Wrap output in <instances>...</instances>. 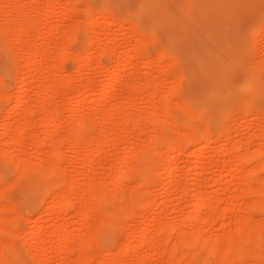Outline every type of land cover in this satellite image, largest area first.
Segmentation results:
<instances>
[{
  "label": "rangeland",
  "instance_id": "1",
  "mask_svg": "<svg viewBox=\"0 0 264 264\" xmlns=\"http://www.w3.org/2000/svg\"><path fill=\"white\" fill-rule=\"evenodd\" d=\"M93 1L95 2L93 3ZM248 1L109 0L102 7L99 5L100 0H80L78 6L81 11L87 3L89 6L93 5V17L102 26L99 33L101 39H96L98 37L97 26L93 27L92 32L88 31V34L81 28L79 31H75L82 25L84 13H78L79 17L76 13L66 15L65 12L69 8L66 0H59L56 7H52L53 10L50 7L52 0H0V23L13 26L18 18L23 19L24 17L21 16H26V19L34 26L32 30L27 28L28 34H23V36L21 34L17 38L15 37L17 36L15 35L17 33L16 24L15 29L11 27L13 30L9 31L10 33H0V65L7 64L11 73L8 78H3L0 72V90L3 89V82H5L10 94L9 100H0V177L2 178L0 190L1 187H9L11 183L17 182L13 183L14 186H10L12 188H7V196L0 198V226L3 227H0V230L8 231V234L1 233L3 230L0 231V264L4 262V259L9 260L10 264H80V258H83L85 254L86 264H172L170 262L173 259L171 248L174 249L177 242L179 247L175 248L178 250L175 252L180 256V258L177 256L178 260L181 262L182 257L181 264H185L186 261L189 264L191 257L189 258L186 253L190 250L191 252L201 251L202 244L205 247L211 242L215 246L217 245L216 247L222 248H219L221 252H226L223 250L224 244L233 245L235 250V247L239 246L240 248L249 243L252 233L248 234L249 232L245 230L249 219V227L254 224L253 226H257L260 233L259 237L255 238H259L257 240L260 245L264 246V206H261L264 205V201L259 199L257 193L261 188H259L261 185L259 181L264 183V168L257 173L258 168L254 169L258 163L255 154L260 148L264 149V97L257 98L260 91L252 86L253 72L251 69L253 65L256 67L255 64L259 66L261 60L264 62V0H257L251 6L247 5ZM18 4L22 5L21 11L19 9L22 14H18ZM18 7L20 8V6ZM218 7H225V11L222 12L223 22L221 24H217L215 16L213 17V12ZM101 9L111 12V18H101L98 13ZM136 12L137 14H135ZM172 14L181 19V22L175 25V34L179 39L172 44L173 46L167 47V38L162 27L166 26L167 29L171 27L169 24L166 25L164 19L167 15ZM122 17L125 20L121 23L119 20ZM131 22L132 24L133 22L140 24L143 22L142 26H144V22H149L151 28L146 33L155 38V45L147 43V47L141 48L142 56L135 64H131L127 60L140 39L139 34L132 33ZM184 22L187 23L183 25ZM153 26L156 27L153 28ZM11 33L14 34L11 35ZM207 36H210L211 39L209 40ZM92 39L97 41L92 43L88 52L94 58H91L88 63H83L82 66L76 57L78 53L83 52L82 43ZM226 44L228 46L226 52L230 56L225 53L221 54L217 50L220 49V46L224 48L223 45L226 46ZM43 45L49 49L51 54L49 52V57L47 56L41 61L42 66L33 68L32 62H35L36 56L24 57V48L30 46V48L38 49ZM105 45L109 49L102 56L100 47ZM214 48L217 51L215 52L216 56H212L214 50L212 54L208 50ZM159 50L165 54V57L156 59L155 57L160 53ZM18 55L19 59H17ZM118 55L122 56L121 67L124 68L121 77H123L116 84L114 91L110 93L108 91L109 79L120 69L114 58V56L117 58ZM232 55L233 57L235 55L237 62L231 63ZM145 56H151L153 61L146 63ZM59 57L60 59L65 57L66 61L64 58L60 61ZM170 57L176 59L172 65L169 60L167 61ZM19 60L22 61V66ZM59 61L63 62V65ZM235 64L242 68L247 67L249 71L248 76L237 84L231 80L234 71H236ZM77 67H80L79 71H77ZM173 75L181 78V84L177 85L180 82H177L178 78ZM23 77H27L29 93L22 99L19 97V90ZM250 79L251 81H249ZM153 86H158L157 93L152 97L154 100L148 96L149 92L152 94L150 90L153 89ZM46 94L52 95V98L48 99L50 103L47 101L49 104H44L42 101L43 99L44 102L46 101ZM165 94H167V98L168 95H171L169 96L171 100L165 101L163 97ZM160 98H164V100L161 99L158 103ZM175 98L181 101L191 98L195 103V112H198L199 107L205 109V118L193 128L182 129L185 122L184 109H179L181 107L178 106L176 108V105H173L177 102ZM24 101H26L25 104ZM250 103H255V106L248 107ZM156 105L160 106L159 111H163L164 106L168 109L172 108L179 116V123L183 122L181 128L174 129L173 123L170 122V125L167 122L163 131L155 129V121L158 119L164 121L166 117L163 112L164 117L161 116V112L157 115ZM13 106L16 107L10 110ZM233 107H236L235 110ZM53 108H55V114L51 119L50 112ZM100 109H103L104 112H100ZM115 109L116 111H114ZM236 110L239 113L238 111L236 113ZM255 111L263 116H258ZM26 114L30 120L26 132L28 135L24 137L22 144L18 145L17 130L14 131V129L18 128L17 126H26V123L22 122ZM111 114L113 119L110 117ZM125 114L130 116L127 124L121 122ZM79 117L80 121H83L82 118H86L92 123L91 133L94 131V133L100 134L102 143L98 153L94 154V149L97 146L95 141L91 144L88 143L87 146H85L86 143H83L84 146L79 144L76 151L70 148L68 140L71 137L70 130H73L71 125H74V120ZM196 118L193 119L194 124L197 121ZM77 122L75 127L80 126H77ZM105 122L107 123L105 124ZM113 122L116 123L114 130ZM103 123L106 128H102ZM96 126L98 127L96 128ZM204 127L210 128L214 132L211 130V134L202 141L191 144L181 143L179 146L184 149V154H176L177 150H167L171 134L177 135L176 132L182 130L180 134L177 133L179 137L183 138L187 132H192V130L199 134ZM8 128L13 129L11 138L6 135ZM224 131L228 133L225 134ZM90 132L88 134L92 135ZM163 132L166 136L165 143L160 147L159 154L161 156L158 154L159 158L156 157V154L150 156V161L153 162L154 159V162L156 160L158 163L154 167V172L157 170V173L152 174L154 183L151 180V185H148L145 195L144 192L142 193L143 199H145L140 200L145 203H141L140 207L143 208H139L140 212L137 210L138 213L135 215L131 213V215L125 214V216L123 214L124 218H121L124 221L116 222L118 223L117 227L107 235H111V239L114 238L111 247H108L103 240L100 242L95 240L99 242L96 245L97 248L95 244V247L91 244V246L85 247L86 240L91 238L90 236L97 230L96 227H99L100 223L97 225L96 223L99 221L81 223L82 216L79 207L82 204L90 203L89 206H92L90 208H92L95 217L109 213L108 209L111 210L109 206L112 201L109 205L102 204L101 206H96L97 202L93 203L96 201L94 194L98 187L108 191L110 196L111 191L109 190L117 188L116 190L119 189L122 196L123 194L126 197L131 195L129 198L131 201L132 189L138 188V185L136 186L139 183L138 175L136 177V173L133 172L134 178L131 175L127 177L133 179L120 180L118 177H124L118 172L127 167H124L123 163H133L139 167L141 160L138 159L139 163L135 154H128L130 148L132 146L141 148L153 146V138L156 137V141L159 137H157L158 133L162 135ZM221 133L225 135H221ZM67 135L70 137L65 140ZM39 137L45 138L46 142L40 144ZM62 140L69 143H64L61 146L63 152L59 160L62 171L61 179H58L60 183L56 182L57 185L54 183L55 180L50 182L51 185L46 189L48 195L42 194L39 185L33 181L35 173L18 176L15 162L16 160H25L34 164L40 160L46 162L44 165L49 167L53 164L52 161L54 163L56 161L50 157L52 150L57 147L56 145H59L55 143L59 141L62 143ZM206 142L210 146L201 152V144ZM39 148L44 151L40 158L37 157ZM5 152L9 156H4ZM169 155L175 156V162L172 165L174 171L171 174L167 173L170 168L169 160H167ZM241 155L249 156L251 159L242 165L239 159L242 157ZM253 157L256 160L252 159ZM131 167L134 168L133 165ZM234 170L238 171V174L232 176L233 172L231 171ZM245 172L251 173L255 183L257 185L259 183V186H256L257 189L251 175L248 179L253 181L254 189L248 188L251 184H248L247 177L246 179L243 177ZM73 175L76 176V185L67 196L72 204H68L70 206H66L65 209L55 208L54 202L59 199L57 198L59 187L63 188V185L66 188ZM89 183L91 187L88 186ZM244 188H246L245 192L247 189L250 190H248L250 195L247 192L249 196H242ZM252 191L256 193L251 195ZM119 192L113 194L122 200L121 194L118 195ZM136 194L139 195V192L134 195L136 196ZM114 195L112 197L115 198ZM199 201L206 202L207 205L197 210ZM128 213L130 214V212ZM2 217L10 218V224L6 220L7 223H5ZM157 219H161L162 225L160 223L157 227H152L149 230L144 229L147 224H151ZM7 227L10 229L6 230ZM164 229H168L165 237L162 234ZM61 232H65L69 240H67L66 246L60 249ZM153 235L158 243V248L152 251L148 242ZM129 236L133 237L128 244L130 250L126 254L119 252L122 245L127 243ZM197 237L201 242V245H197L200 246L199 250L197 246H194L199 241H189V239ZM182 239H185V244H179V241H183ZM142 240L144 243L136 251L135 247ZM187 241L191 245H188ZM186 243L188 247H186ZM224 249L226 250V248ZM7 250L8 252H6ZM109 250L114 251V255H118V257L122 254L119 257L122 260L115 262L113 254L108 253ZM253 250L255 251L254 256L249 255L248 259H245V255H242V258L234 259V254L232 255L230 252L231 256H229L230 253L227 254L228 258H231L228 263L224 262L227 261V256L224 260L222 257L221 260L215 257L211 261H214L212 264H264V247L261 246ZM205 251H201V253L206 255ZM242 254L244 253L242 252ZM202 261V264L205 263L204 260Z\"/></svg>",
  "mask_w": 264,
  "mask_h": 264
},
{
  "label": "bare ground",
  "instance_id": "2",
  "mask_svg": "<svg viewBox=\"0 0 264 264\" xmlns=\"http://www.w3.org/2000/svg\"><path fill=\"white\" fill-rule=\"evenodd\" d=\"M67 1V3L69 4V8L66 10V15H70V14H77L78 15V13H84L83 15H84V17H82V18H84V19H82V25L79 27V26H76V27H79L78 28V30H75V31H79L80 30V28H81V30L83 31V32H87V34H88V31L90 32L91 30H93V27L94 26H97L98 28H96V29H98V33H96V34H98V37L96 38V39H99L100 38V31L102 30V26H101V24L100 23H98L97 22V19L96 18H94L93 17V11H94V7H93V5L92 6H89L88 5V3H87V5H85V7L82 9L83 11H81L80 9V7L78 6L79 4H80V0H66ZM95 1H93V3H94ZM109 2V0H100V2H99V5L100 6H102V7H104L107 3ZM257 2V0H249L248 1V6H251V5H253V4H255ZM59 3V0H52V2H51V8L52 7H56L55 5H57ZM187 3H189V2H187ZM190 4V3H189ZM191 5H192V3H191ZM193 5H194V3H193ZM18 6H20V8L18 7ZM21 7H22V5H20V4H18L17 5V8H18V14H22V13H20L19 12V9H20V11H21ZM87 7V8H86ZM226 7V6H225ZM225 7H222V8H220V7H218V9L216 10V8H215V10H214V12H213V17L215 16V22L217 23V24H221L222 22H223V18H222V15H223V11H225ZM80 8V9H79ZM54 8H52L51 10H53ZM85 9V10H84ZM205 11V10H204ZM144 12V11H143ZM184 12V11H183ZM80 13V14H81ZM96 13V12H95ZM99 14H100V17L101 18H104V19H106L107 17L109 18H111V12L109 13V12H107V11H105V10H99V12H98ZM97 13V14H98ZM49 14V13H48ZM47 14V15H48ZM135 14H137V12L135 13ZM21 16V15H20ZM80 15H78L77 17H79ZM95 16V15H94ZM113 16V15H112ZM21 17H24L23 19L22 18H18V20H21V21H16V29H15V24L13 25V26H7V24L6 23H0V33H4V32H8V33H10L13 29H11V27L12 28H14L16 31H17V33L15 34V35H17V36H15L16 38L18 37V36H20L21 34V36H23V34L25 35V34H28L27 33V31L28 30H32V28H34V26L32 25V23L28 20V19H26L27 17L26 16H21ZM26 19V20H25ZM125 20V18L124 17H122L119 21L121 22H123ZM140 21V20H139ZM19 22V23H18ZM83 22H84V24H83ZM121 22V23H122ZM141 22V21H140ZM164 22L166 23V25L167 24H169V25H171V27L169 28V29H167L166 28V26H164V27H162L163 28V30H164V32H165V37L167 38L166 39V46L167 47H169V46H171L172 44H174V43H176L177 41H178V39H179V37L178 36H176V34H175V25L177 24V23H180L181 22V19L179 18V17H177L176 15H174V14H172V15H167L166 17H165V19H164ZM18 23V24H17ZM31 23V24H30ZM143 23V22H142ZM141 23V24H142ZM187 22H184L183 23V25L184 24H186ZM131 24H132V22H131ZM140 23H136V22H133V24H132V33H136V35H138L139 36V40H138V47L136 46V48L132 51V53L129 55V59L127 58V60H129V63H131V64H135V62L137 61V60H139L140 58H141V56H142V53H141V48H145V47H147L148 45H146L147 43H151V44H153V45H155V38H153V37H151L152 35H148L147 33H146V31L147 30H149L150 28H151V24L149 23V22H144V26H142ZM156 26H153V28H155ZM27 28H28V30H27ZM38 29V28H37ZM37 29H35V30H37ZM27 30V31H26ZM34 30V31H35ZM10 31V32H9ZM24 31H26L25 33H23ZM38 31V30H37ZM152 31H153V29H152ZM29 32V31H28ZM92 32V31H91ZM78 33V32H77ZM14 34V33H13ZM12 33H11V35H13ZM90 34V33H89ZM7 35V34H6ZM8 36V35H7ZM10 36V35H9ZM14 37V38H15ZM26 37V36H25ZM24 37V38H25ZM75 37V36H74ZM208 37V39L210 40L211 38H210V36H207ZM7 38H10V37H7ZM16 38H15V40H16ZM77 38V37H76ZM75 38V39H76ZM13 39V38H12ZM101 39V38H100ZM14 40V39H13ZM18 40V39H17ZM26 41L25 42H27V39H25ZM82 40V39H81ZM8 41V40H7ZM94 41H97V40H94ZM93 41V39L92 40H86L84 43H82L83 44V52L81 53L80 52V54L78 53V55H77V61H78V63L80 62V64L83 66V63H88V61L92 58H94V57H92L91 55V53L90 52H88L89 50H90V47L92 46V43L94 42ZM9 42V41H8ZM47 46V45H46ZM107 45H105V46H101L100 47V53L102 54V56H103V54H106L107 52H108V49H109V47L107 48L106 47ZM173 46V45H172ZM224 46V48L222 47L221 48V46H220V49H217L218 50V52H221V54H227V49H228V46H227V44H226V46L225 45H223ZM240 46V45H239ZM11 47V46H10ZM13 47V46H12ZM50 48V47H49ZM25 56L24 57H26V58H32L31 56H36V60H35V62H32L33 64H32V67L33 68H37V67H39V65H41L42 66V60L44 59V58H46L47 56H48V54H49V49L47 48V47H44V45H43V47H41L40 46V48H34L33 49V47L32 48H30V46L29 47H26L25 46ZM215 49L216 48H214V49H208L210 52V54H212V52H213V50H214V52H213V54H212V56H216V54L217 53H215V52H217V51H215ZM223 49V50H222ZM13 50H14V48H13ZM219 50H222V51H219ZM52 51V50H51ZM229 51V50H228ZM14 52H15V50H14ZM106 52V53H105ZM159 52H160V50H159ZM18 53V52H17ZM90 53V54H89ZM50 54H51V52H50ZM62 55V54H61ZM227 55H229V54H227ZM63 56H65V55H63ZM230 56V55H229ZM228 56V57H229ZM24 57H22L23 59H25ZM38 57V58H37ZM49 57V56H48ZM163 57H165V54H163V53H159V55L158 56H156L155 58L156 59H161V58H163ZM232 57H233V55H232ZM17 58V57H16ZM20 57H19V55H18V58L17 59H19ZM63 58L65 59V57H61V59H60V57H59V59H60V61H62L63 60ZM114 58H115V63H116V65H119L120 66V69H119V72L118 73H116L114 76H112L110 79H109V82H108V84H109V92L111 93L112 91H114V88H115V86H116V84L121 80V78L123 77H121V72H122V69L124 68H122L121 67V61H122V56H120V55H118L117 56V58L114 56ZM143 58V57H142ZM23 59H20V60H22L23 61ZM58 59V60H59ZM153 59V58H152ZM151 59V56H145L144 57V61L146 62V63H150V61H153ZM19 60V63H21L22 61H20ZM169 60V63L172 65V63H174L175 62V60L176 59H174V58H171L170 57V59L168 58L167 59V61ZM34 61V60H33ZM59 61V62H60ZM65 61H66V59H65ZM114 61V60H113ZM231 63H235V62H237V58L235 57V55H234V57L233 58H231ZM239 61V60H238ZM262 61V62H261ZM260 62L261 63H259L260 65L258 66V64H255L256 65V67H254V65H253V67L251 68L252 69V74H253V78H252V86H254L257 90H259L260 91V95L257 97L258 99H261V98H263L264 97V62H263V60H261ZM77 63V62H76ZM78 63L76 64V65H78ZM115 63H114V65H115ZM60 64L61 65H63V62H60ZM18 65H20V64H18ZM23 64L21 63V66H22ZM80 65V66H81ZM12 66H13V64H12ZM15 66V65H14ZM241 66V65H240ZM258 66V67H257ZM20 67V66H19ZM172 67V66H171ZM18 68V67H17ZM80 69V67H77L76 69ZM79 69L77 70V71H79ZM235 69H236V71H234V73H233V76H232V78H231V80H232V82L233 83H235V84H237V83H240V82H242L247 76H248V69H247V67H243L242 68V66L241 67H239L238 66V64H235ZM171 71V70H170ZM0 72H1V76L3 77V78H8L9 76H10V72H9V66L7 65V64H2V65H0ZM78 73H80V72H78ZM231 73V72H230ZM122 75H123V73H122ZM179 75V74H178ZM174 76V75H173ZM172 76V77H173ZM182 76V75H181ZM174 77H176V78H178L177 76H174ZM179 77H180V75H179ZM174 80H175V78H173ZM181 79V78H180ZM179 78H178V80H176L177 82H180L181 80H180ZM249 81H251V79L249 80ZM1 82V81H0ZM176 82V83H177ZM232 83V84H233ZM179 84H181V82L180 83H178L177 85H179ZM153 85H155V84H153ZM7 84L5 83V82H3V89L2 90H0V100H3V99H5V101L6 100H9L10 99V94H9V91H8V88H7ZM152 86V85H151ZM176 86V85H175ZM46 88H48L47 86H46ZM153 89H151L150 91L152 92V94L149 92V95L148 96H151L150 98L152 99V97L157 93V89H158V86L156 87V86H153L152 87ZM173 89H174V87H173ZM153 90V91H152ZM172 90V89H171ZM177 90V89H176ZM28 93H29V89H28V87H27V77H23L22 78V83H21V85H20V90H19V97L20 98H24L25 96H27L28 95ZM171 93V92H170ZM51 94V93H50ZM167 94H165V96H166ZM164 95H163V97L165 98V101L168 99V101H169V99L171 100V97L169 98V96H171V95H168V98H167V96L165 97ZM162 97V96H161ZM173 97V96H172ZM227 97V96H226ZM50 98H52V95L51 96H48L47 94H46V96H45V102H44V99L42 100L43 101V103L44 104H49L50 102L48 101V99H50ZM164 98L162 99V98H160V99H158V103H159V100H164ZM215 98H216V96H215ZM176 100H177V98H175ZM217 99V98H216ZM152 100H154V99H152ZM173 100V99H172ZM222 100V99H221ZM41 101V102H42ZM49 103H48V102ZM157 101V100H156ZM180 101V102H179ZM211 101V100H210ZM258 101V100H257ZM25 102L26 101H24L23 103L25 104ZM164 102V101H163ZM171 102H173V101H171ZM174 102H175V100H174ZM209 102V101H208ZM158 103H156V104H158ZM43 104V105H44ZM161 104H163V103H161ZM176 105V108H178V107H181V108H179V109H184V111H183V118L185 119V122H184V128H182V129H185V128H187V127H189V128H193V127H195V126H197V124H198V122L199 121H201L202 119H204L205 118V116H206V112H205V109L203 108V107H199V109L197 110L198 112H195L196 111V107H195V103H194V100H192L191 98L190 99H188V100H186V101H181V100H177V102L176 103H173V105ZM179 104V105H178ZM255 104V103H254ZM254 104H252V103H250V105L248 106V107H250V108H252L253 106H255ZM164 105V104H163ZM181 105V106H180ZM247 105V104H246ZM155 106V105H154ZM168 106V105H167ZM178 106V107H177ZM16 106H13L10 110H13L14 108H15ZM169 107V106H168ZM173 107V106H172ZM183 107V108H182ZM165 108H167V107H163V111H159L160 110V106L158 107V105H156V113H157V115H159V113L161 112V114H162V112L164 113V115L166 114V117H165V119H164V121H163V119L162 120H160V119H158V120H154L155 121V129H159V131L161 130V131H163L164 129H165V127H166V125L167 124H170L171 125V123H173L172 124V126L174 127V129H176V128H178L179 127V129L181 128L180 126H182L181 124L183 123H179V116L177 115V113H175L174 112V110H172V108L170 109V107H169V109L167 108V109H165ZM207 108V107H206ZM234 108V110H235V108L236 107H233ZM159 109V110H158ZM174 109V108H173ZM247 109V108H246ZM101 111L100 112H104L103 111V109H100ZM154 110V111H155ZM162 110V109H161ZM238 110H240V109H238ZM238 110H236V113H237V111ZM248 110V109H247ZM55 108H53L52 109V111L50 112V118L52 119V117L54 116V114H55ZM114 111H116V109L114 110ZM208 111V110H207ZM257 112L258 111H255V113L257 114ZM238 113H239V111H238ZM160 114V115H161ZM234 114V113H233ZM164 115L162 114L161 116H163L164 117ZM196 115V116H195ZM238 115V114H237ZM258 116L260 115L261 117L263 116V114H257ZM233 116V115H232ZM235 116V115H234ZM28 116H27V114H26V116H24V120L22 121L23 122V124L24 123H26V126L25 125H22V126H17L18 128H16L15 127V129H14V131L15 130H17V133H16V135H17V144L18 145H21L22 144V141L25 139L24 137H26L28 134L26 133L27 132V126H29L30 125V120H29V118H27ZM110 117H112V114H111V116ZM150 117H152V116H150ZM149 117V118H150ZM162 117V118H163ZM194 117H197L196 119H197V121H196V123L194 124V122H193V119H194ZM143 118H148V117H143ZM142 118V119H143ZM77 119V118H76ZM80 119V117L77 119V120H74L75 122H74V125H71V128L73 129L72 131L70 130V133L69 134H71V137L69 136V135H67L64 139L65 140H68L67 138H69V140L68 141H70V148H72L74 151H76V147H79L80 145L79 144H82L83 145V143L85 144L86 143V145L85 146H87L88 145V143L89 144H91V143H93L94 141H95V143H96V148L94 149V154L95 153H98L99 151H100V145H101V143H102V139H101V137H100V134H98L97 132V134L99 135H97L96 133H94V131L91 133L90 132V129H91V125H92V123H90L88 120H86V118H82L83 119V121H80L79 120ZM81 119V120H82ZM112 119H113V117H112ZM141 119V118H140ZM153 119V118H152ZM50 120V119H49ZM79 120V121H78ZM129 120H130V116L128 115V114H125L124 116H123V118H122V120H121V122L122 123H124V124H127L128 122H129ZM167 120V121H166ZM169 120V121H168ZM25 121V122H24ZM79 123H78V122ZM166 121V122H165ZM77 122V126H79V127H75V123ZM168 122V123H167ZM171 122V123H170ZM229 122V121H228ZM21 123V122H20ZM107 122H105V124H106ZM114 123V125L113 126H115V127H113V130L116 128V123L115 122H113ZM167 123V124H166ZM95 124H97V123H95ZM200 124V123H199ZM229 124V123H228ZM73 126V127H72ZM95 126V125H94ZM100 126H101V124H100ZM99 126V127H100ZM103 126V127H102ZM102 128H106V126H104V123L102 124ZM208 126V125H207ZM10 127V126H9ZM98 126H96V128H97ZM209 127V126H208ZM213 127V126H212ZM211 127V128H212ZM80 130V128H81V130L79 131L78 129ZM206 128V129H205ZM78 130V131H76V130ZM100 129V128H99ZM171 129H173V128H171ZM173 129V130H174ZM12 130L13 129H11V128H8L7 129V132H6V135H7V137H10L11 136V134H12ZM102 131H103V129H101ZM186 130V129H185ZM192 130V129H191ZM212 130V129H211ZM211 130H210V128H207V127H204V129L203 130H201V132L198 134V133H196L195 131H193L192 130V132H187L186 134H185V136H183V138H181V137H179L178 136V133L177 132H179V134L182 132V130H178L177 132H176V134L177 135H173V134H171V137H170V139L168 140L169 141V143L167 144V147H168V151H175V150H177V153L176 154H184L185 153V151H184V149L181 147V146H179V145H181V143H183V144H191V143H195V142H198V141H202L204 138H207V136L209 135V134H211ZM227 130V129H226ZM13 131V132H14ZM76 131V132H75ZM101 131V134L103 133ZM172 131V130H171ZM175 131V130H174ZM181 131V132H180ZM213 131V130H212ZM229 131V130H228ZM79 134H78V133ZM90 132V134H92V135H89L88 133ZM214 132V131H213ZM76 133V134H75ZM94 133V134H93ZM161 133V132H160ZM160 133H158V135H157V137L159 138H157L156 139V141H155V138L156 137H154L153 139V142H152V144H153V146H150V147H131L130 148V150L128 151V154H135L136 155V157H138V158H136L137 159V161H138V159L139 160H141V163H142V165H141V163H140V161H138L140 164H139V167L137 166V165H134L133 163L131 164H125V163H123V166L125 167V166H127V167H125V168H123V169H125V170H120L121 172H118V173H120V175L122 176V177H124V178H119L118 177V179H120V180H125V179H133L134 177L132 176V174H133V172H134V174L136 173V177H137V175H138V184H136V186L138 185V188H140V189H138L137 187H135L134 189H132V192H131V194L133 195L132 197H131V201H130V196L127 198L126 197V195L125 194H123V196H122V194L118 191V190H116L117 188H115V189H113V190H116L115 192H116V194H117V192H119L118 193V195H120L121 194V199L122 200H119L118 198H117V196L116 195H114L113 193H115V192H113V190H109V191H111V196H110V193H108V191H105V189H103V188H100V187H98V188H96L94 191L96 192L95 194H94V199L96 200V201H94V199H92L94 202L93 203H95V202H97V203H95V204H98V205H96V206H101L102 204H106V205H109L110 203H111V201H112V204L109 206V208H111V210L109 211V209H108V214L107 213H105L106 215H101L100 217L98 216L97 217V215H96V217H95V215L92 213V208H90V206H89V204L90 203H88V204H82L79 208H81L80 209V211H81V216H82V218H81V220H82V222L81 223H83V224H87V223H92V222H97V221H99L98 223H96V225L97 224H99L98 226L99 227H96V229L97 230H95L94 231V233H96V234H94L93 233V235H91L90 237L91 238H88L87 240H86V244H84V246L85 247H88V246H91V245H93L94 246V244H95V246L97 245V243H99L100 241H105L106 242V245L108 246V247H111L112 245H113V243H114V241H113V239L114 238H112L111 239V235H109V236H107L108 235V233L109 232H113V230L117 227V224L118 223H116L118 220H121V221H124V220H122V218H124V215L126 214H128V215H131V213L133 214V215H135L136 213H138V212H140V210H138L139 208L141 209V208H143V207H140V205H141V203H142V201L140 200V199H143V192H144V195H145V191L146 190H148V185H151L150 183H151V180H152V174L153 173H155L154 172V167H156V164H158L157 163V161L155 160V162H154V159H153V162H152V160L150 161V156H152V155H155L156 154V157H158V155H160L159 153H160V147H161V145H163V143H165V134H164V132H163V134L162 135H159ZM224 133L226 134V133H228V132H225L224 131ZM224 133H221V135L222 134H224ZM224 134V135H225ZM95 135V136H94ZM218 135H220L219 133H218ZM156 136V135H155ZM182 136V135H181ZM168 137V136H167ZM11 138V137H10ZM40 138V137H39ZM85 139V140H84ZM10 140V139H9ZM8 140V141H9ZM39 140V143L40 144H43V143H45L46 141V139L45 138H40V139H38ZM64 140V141H65ZM72 140V141H71ZM63 141V140H62ZM62 142L61 143V141H59L58 143H55V144H59V145H56L57 147L56 148H54L53 150H52V154H51V156L50 157H52L53 159H55L56 161H55V163H54V161H52L51 163H53L51 166H49L48 167V165H44V164H46V162H43V161H40L39 160V162H35L34 164L32 163H29L28 161H25V160H16V162H15V164L17 165L16 167H17V174H18V176H26V175H28V174H31V173H35L34 175H35V180H33V181H35V183H37L38 185H39V190H40V192L42 193V194H45L47 191H46V189H48L47 188V186H49V185H51L50 184V182L52 183L54 180V183H56V182H58V183H60L59 181L60 180H58V179H61V167L59 166V160H60V158H61V154H62V152H63V150H61V146L65 143V144H68L69 142ZM84 141V142H83ZM168 141H166V142H168ZM71 142H73V144H71ZM156 142V143H155ZM94 143V144H95ZM150 144V143H149ZM148 144V145H149ZM79 145V146H78ZM65 146V145H64ZM84 146V145H83ZM186 146V145H185ZM208 146H210L209 145V143H203V144H201V152H203V150L204 149H206ZM55 147V146H54ZM69 147V146H68ZM82 147V146H81ZM163 147V146H162ZM69 148V149H70ZM85 148V147H84ZM162 151H163V148H162ZM257 151V150H256ZM44 151L41 149V148H39L38 149V151H37V157H41L42 156V154H44L43 153ZM7 152H5V153H3L4 154V156H9V155H7L6 154ZM161 153H163V152H161ZM257 153V152H256ZM158 154V155H157ZM246 155V154H245ZM243 156V155H241L242 157H240L239 159L241 160V163H242V165H244V163H247L248 161V159L250 160L251 158L249 157V156ZM161 156V155H160ZM162 157H163V155H162ZM174 155H169V158L167 159V160H169V166H170V168L167 170V173H169V174H171L173 171H174V169H172V165H173V163L175 162V160H174ZM255 157L257 158V161H258V163L255 165L256 167L254 168V169H256V168H258V170L256 171V173L258 172V171H260V170H263V166H264V159L262 160V158H264V149H262V148H260L259 150H258V153L257 154H255ZM52 158H51V160H52ZM159 158V157H158ZM247 158V159H246ZM161 159V158H160ZM164 159H165V157H164ZM252 159H254V157L252 158ZM162 160H163V158H162ZM166 160V161H167ZM254 160H256V159H254ZM12 161H14V160H12ZM10 163H11V160H10ZM50 163V162H49ZM87 163V162H86ZM125 164V165H124ZM131 165H133L134 166V168L133 167H131ZM155 165V166H154ZM135 166H137V167H135ZM261 168V169H260ZM63 170V169H62ZM231 172H233V175L232 176H234V175H237L238 174V171L236 172L235 170L234 171H231ZM117 173V174H118ZM157 173V172H156ZM155 173V174H156ZM237 173V174H236ZM133 174V175H134ZM155 174H153V175H155ZM175 174V173H174ZM173 174V175H174ZM232 174V173H231ZM244 174V173H243ZM253 175H254V173H252ZM131 175V177H133V178H127V177H129ZM251 175V173L249 174V173H246L245 172V176L243 175V177H245V179H246V177H247V180H248V184H251V185H249L250 187H253V188H250V187H248V185H247V187L249 188V189H254V184H256L255 183V179H253L254 177H252V175ZM17 176V175H16ZM252 177L251 179L254 181V184H253V181L251 180V179H248V178H250V177ZM19 178V177H18ZM53 178H55V179H53ZM156 179V178H155ZM0 180H2V178L0 177ZM57 180V181H56ZM153 181V180H152ZM260 182V184L262 185H260L259 186V183H258V185L256 184L255 185V187L256 186H259V191L257 192L258 193V197H259V199L260 200H262V201H264V183L263 182H261V181H259ZM10 183V182H9ZM13 183H17L16 181L15 182H13ZM13 183H11V185L10 186H14L13 185ZM53 183V184H54ZM153 183H154V181H153ZM263 183V184H262ZM57 184V183H56ZM5 185H7V184H5ZM58 185V184H57ZM61 185V184H60ZM59 185V186H60ZM75 185H76V176H71V180H69V184H68V186H66V188L62 185V187L63 188H60L59 187V191L57 192V198H59V199H57L55 202H54V205H55V208H58V209H65V208H67L68 206H70L71 204H72V202L67 198V196L68 195H70V194H68L70 191H72L73 190V188L75 187ZM91 184L89 183L88 184V186L89 187H91L90 186ZM9 186V187H10ZM56 186V185H55ZM3 187H4V184H3ZM8 186H6V187H4V188H2L1 187V190H0V198H4V196H7V194H8V189L7 188H9ZM88 187V188H89ZM10 188H12V187H10ZM87 188V189H88ZM93 188V187H92ZM92 188H90L91 190H92ZM119 188V187H118ZM33 189V188H32ZM245 189L246 188H244V190H242V191H244V194H242V196L244 197V196H247L248 194H249V192H248V190L249 189H247V191L245 192ZM256 189H257V187H256ZM255 189V190H256ZM22 190V189H21ZM89 190V189H88ZM144 190V191H143ZM36 191V190H35ZM85 191H87V190H85ZM136 191V192H135ZM141 191V192H140ZM250 191V190H249ZM254 191V190H253ZM251 192V195H252V193L254 194V193H256V192ZM28 192V191H27ZM34 192V191H33ZM125 192V191H124ZM137 192H139V195H137L136 194V196L134 195L135 193H137ZM247 192H248V194H247ZM108 193V194H107ZM122 193H123V191H122ZM246 193V194H245ZM47 195H48V193H46ZM142 194V195H141ZM112 195H114V196H116L115 198L114 197H112ZM141 195V197H139ZM250 195V194H249ZM248 195V196H249ZM261 195H263V196H261V198H260V196ZM41 196V195H40ZM42 196H44V195H42ZM36 197H37V194H36ZM112 197V198H111ZM137 197H139V198H137ZM28 198H30V195H28ZM38 198V197H37ZM40 198V197H39ZM44 198V197H43ZM46 198V197H45ZM44 198V199H45ZM263 198V199H262ZM9 199V198H8ZM124 199V200H123ZM145 199V198H144ZM143 199V200H144ZM258 199V202L261 204V201ZM129 200V201H128ZM108 203V204H107ZM143 203H145V202H143ZM142 203V204H143ZM68 204H70V205H68ZM263 204H264V202H263ZM205 205H207L206 204V202H203V201H199L198 202V204H197V210H200L201 208H203ZM67 206V207H66ZM112 206V207H111ZM261 206H264V205H261ZM92 207V206H91ZM137 210H138V212H137ZM128 212H130V214L128 213ZM103 213V212H102ZM124 214V215H123ZM1 215V214H0ZM125 215V216H126ZM122 217V218H121ZM1 218V217H0ZM3 218V217H2ZM17 218V217H16ZM16 218H13V219H16ZM121 218V219H120ZM4 219V222L5 223H7L8 222V224H10V222H9V219H5V218H3ZM3 219H2V222H3ZM95 219H97L96 221H95ZM7 222H6V221ZM11 220V219H10ZM250 220V219H249ZM248 220V222L250 223V221ZM92 221V222H91ZM245 221H247V220H245ZM1 222V223H2ZM119 223H120V221H119ZM161 223V225H162V222H161V219H157V220H155L153 223H151V224H147L146 225V227L144 228L145 230H149L150 228H152V227H157L159 224ZM249 223L247 224V228L245 229L247 232H249L248 234H250V233H252L251 234V236H250V240H249V243H247L246 245H244V246H242V247H240L239 248V246L238 247H235V250H236V253H235V250H234V248H233V245H229V246H227L226 244H224V247H223V250L224 251H226V252H221L220 250H219V248L220 247H216L215 245H214V243H208L205 247H204V245L202 244V246L204 247V249H203V247H201L202 249H200V246L198 247L197 245H201L200 243V240H198V237L197 238H191V239H189V241H199V243H196V245H194V246H197V248H198V250L200 249L201 251H205V252H207L206 253V255H203L202 253H201V251H196L195 252V250H194V252H191V250H190V252L188 253H186L187 254V256H189V258L191 259L190 260V262H189V264H200V262H201V264H202V260H204V262L205 263H203V264H212L214 261V258L216 257V258H218V259H220L221 260V257H222V260H224V258L226 257V259L228 258V255L227 254H229L230 252H232V255L234 256V259L235 258H242V255H245L246 256V258L245 259H248L249 257V255H251V257H253L254 255L253 254H255V251L253 250V249H256V248H260L261 246L262 247H264L263 245H260V242L257 240V239H259V238H255L256 236H258L259 237V235L258 234H260L259 233V230L255 227V226H253L252 225V227H249ZM244 224V223H243ZM243 224H242V226H243ZM251 224H252V222H251ZM15 225V224H14ZM121 225V224H120ZM245 225V224H244ZM256 225V224H255ZM241 226V227H242ZM251 226V225H250ZM1 227V226H0ZM42 227V226H41ZM259 227V226H258ZM1 228H3V227H1ZM245 227L243 226V229H244ZM252 228V229H251ZM253 228H256L255 230H253ZM10 228H8L7 227V229L6 230H9ZM261 229V228H260ZM263 229V228H262ZM261 229V230H262ZM1 230H3V232H1V233H3V234H5V233H7L8 234V231L7 232H5V229H1ZM0 230V231H1ZM40 230V229H39ZM168 230V229H167ZM166 229H164L163 231H162V234H163V236L165 237V236H167V233L168 232H166L167 231ZM244 230V231H245ZM250 230H251V232H250ZM11 232H12V230H10ZM38 231V230H37ZM41 231V230H40ZM263 231H264V229H263ZM115 232V231H114ZM62 233V232H61ZM9 234H11V233H9ZM12 235V234H11ZM94 235H96L95 237H93ZM5 236H8V235H5ZM13 236V235H12ZM60 236L61 237H59L60 238V242H59V244H60V249L61 248H63V247H65L66 246V244H67V240H69L68 239V235L65 233V232H63L62 233V235L60 234ZM10 237V236H9ZM109 237V238H108ZM132 236H129V238H128V240H127V243H124L123 245H122V249H121V251H119V252H123V253H127L129 250H130V248H129V243H130V241L132 240ZM98 241L99 240V242H96V241ZM183 241L182 242H180L179 241V244L181 243H183V244H185V239H182ZM261 240H262V238H261ZM189 241H187V243H188V245H191V243H189ZM93 242H95V243H93ZM144 243V241L142 240L138 245H137V247H135V248H137V249H135L136 251H138V249H140V246L142 245ZM149 248L153 251V250H157V248H158V243H157V241L155 240V238H154V235L152 236V237H150L149 238ZM178 243V242H177ZM177 243H176V246H175V248H177L178 249V245H177ZM187 243H186V247H188V245H187ZM91 244V245H90ZM228 244V243H227ZM262 244V243H261ZM94 246V247H95ZM193 246V245H192ZM226 246V247H225ZM231 246V247H230ZM98 246H96V248H97ZM222 247V246H221ZM228 247V248H227ZM9 248V247H8ZM173 249V247L171 248V252H173V256L171 255V257L173 258H171L172 259V261L170 260V262H172V264H181V262H182V257H181V262L178 260V258H180V256L179 255H176L177 253V251L178 250H176V249ZM224 248H226V250L224 249ZM10 249V248H9ZM107 249H109V248H107ZM174 251H173V250ZM190 249V248H189ZM220 249H222V248H220ZM150 250V251H151ZM197 250V249H196ZM238 250V251H237ZM176 251V252H175ZM254 251V252H253ZM6 252H8V250L6 251ZM10 252V251H9ZM114 252V251H113ZM112 251H110L109 250V252L108 253H110V254H113V258H115V262L116 261H121L122 260V258H121V260H120V258L119 257H121L122 256V254H121V256L119 255V257H118V255L116 256V255H114V253H113ZM242 252L244 253V254H242ZM11 253V252H10ZM118 253V252H117ZM204 253V252H203ZM109 254V255H110ZM120 254V253H119ZM80 255V254H79ZM83 255V254H82ZM86 255V254H85ZM83 256V258H80V264H86V262H87V257L86 256ZM124 255V254H123ZM15 256V255H14ZM116 256V257H115ZM177 256H178V258H177ZM229 256H231V253H230V255ZM232 256V257H233ZM241 256V257H240ZM18 257V256H17ZM112 257V256H111ZM220 257V258H219ZM6 258V257H5ZM230 258V257H229ZM227 259V261L225 260L224 262H226V263H228L229 261H231L230 259ZM82 259L84 260L83 262H82ZM112 259V258H111ZM202 259V260H201ZM211 259H213L212 261H211ZM233 259V258H232ZM233 259V260H234ZM9 261V260H8ZM7 260H5L4 259V262H2V264H10L9 262H8ZM21 261V260H20ZM23 262V261H22ZM222 263V262H221ZM171 264V263H170ZM183 264V263H182ZM185 264H187V261L185 262Z\"/></svg>",
  "mask_w": 264,
  "mask_h": 264
}]
</instances>
